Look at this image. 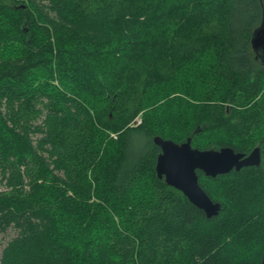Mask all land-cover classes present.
<instances>
[{
	"label": "trees",
	"instance_id": "obj_1",
	"mask_svg": "<svg viewBox=\"0 0 264 264\" xmlns=\"http://www.w3.org/2000/svg\"><path fill=\"white\" fill-rule=\"evenodd\" d=\"M264 0H0V264H260ZM138 119L140 120L139 122ZM257 166L197 170L206 217L153 136Z\"/></svg>",
	"mask_w": 264,
	"mask_h": 264
},
{
	"label": "water",
	"instance_id": "obj_2",
	"mask_svg": "<svg viewBox=\"0 0 264 264\" xmlns=\"http://www.w3.org/2000/svg\"><path fill=\"white\" fill-rule=\"evenodd\" d=\"M251 45L255 57L260 60L264 55V14L260 25L253 32ZM152 139L160 149L155 163L157 177L181 191L208 218L219 214L221 204L212 201L200 186L197 170L206 176L215 177L243 167L257 166L261 159L258 146L246 154L235 152L229 146L199 149L192 146L191 137L179 143L159 135H154ZM260 264H264V250Z\"/></svg>",
	"mask_w": 264,
	"mask_h": 264
},
{
	"label": "rangeland",
	"instance_id": "obj_3",
	"mask_svg": "<svg viewBox=\"0 0 264 264\" xmlns=\"http://www.w3.org/2000/svg\"><path fill=\"white\" fill-rule=\"evenodd\" d=\"M140 120L138 119L137 122ZM15 234V231L13 229H8L6 232L0 234V254L3 246L6 244V242Z\"/></svg>",
	"mask_w": 264,
	"mask_h": 264
},
{
	"label": "flooded vegetation",
	"instance_id": "obj_4",
	"mask_svg": "<svg viewBox=\"0 0 264 264\" xmlns=\"http://www.w3.org/2000/svg\"><path fill=\"white\" fill-rule=\"evenodd\" d=\"M261 52H262V51H261ZM260 60H262L261 62H262V64L264 65V55L261 57Z\"/></svg>",
	"mask_w": 264,
	"mask_h": 264
}]
</instances>
